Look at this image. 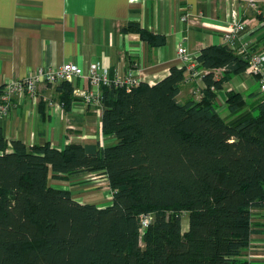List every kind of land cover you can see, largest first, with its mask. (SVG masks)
Masks as SVG:
<instances>
[{
	"label": "trees",
	"instance_id": "16d2710c",
	"mask_svg": "<svg viewBox=\"0 0 264 264\" xmlns=\"http://www.w3.org/2000/svg\"><path fill=\"white\" fill-rule=\"evenodd\" d=\"M123 32L150 47L166 44L138 23ZM253 53L204 48L196 57L200 100H178L184 65L153 86L103 88L101 130L112 142L58 149L0 133V264H238L255 232L254 211L264 208V94L248 103L227 92L232 121L221 116L217 95L246 73ZM58 85L68 111L73 86ZM89 174L107 178L111 205L82 204L51 186Z\"/></svg>",
	"mask_w": 264,
	"mask_h": 264
},
{
	"label": "crops",
	"instance_id": "0c3cea01",
	"mask_svg": "<svg viewBox=\"0 0 264 264\" xmlns=\"http://www.w3.org/2000/svg\"><path fill=\"white\" fill-rule=\"evenodd\" d=\"M259 7L260 13L248 2L235 0H0V86L24 79L37 68L67 63L85 71L99 63L122 77L133 72L136 79L153 86L167 77L172 67L182 65L178 56L181 44L195 62L204 48L228 45L224 33L233 21V11L245 24L234 48L238 51L246 46L251 52L264 53V0ZM187 14L191 15L189 21L182 22ZM130 23L164 36L166 44L150 47L138 34L123 32ZM58 86L41 83L35 98L29 94L14 98L9 116L0 126L8 142L20 140L28 146L50 143L58 149L70 143L112 142L103 136L102 112L74 94L70 109L65 110ZM72 86L92 89L86 81L76 80ZM204 87L201 79L186 81L179 102L200 100ZM229 91H238L248 103L254 102L251 95L260 93L259 81L246 73L232 78L218 92L219 108L225 107ZM234 118L230 115L227 119ZM83 176L52 180L51 185L65 186L63 190H70L74 197L75 189L89 186L79 181L85 180ZM252 227L255 232L250 246L238 264H264V208L254 211ZM187 229L188 225L183 227V231Z\"/></svg>",
	"mask_w": 264,
	"mask_h": 264
},
{
	"label": "built area",
	"instance_id": "2783aa9c",
	"mask_svg": "<svg viewBox=\"0 0 264 264\" xmlns=\"http://www.w3.org/2000/svg\"><path fill=\"white\" fill-rule=\"evenodd\" d=\"M235 1H246L251 9L260 13L259 2L261 0ZM190 17L191 15L187 14L181 20L182 22H188ZM244 30L245 24L239 17V13L233 11V21L224 33L225 43L234 48L233 43ZM247 50V47L244 46L238 52L241 55H246ZM178 56L182 65L187 68V81L191 82L195 79H201L202 73L197 71V63L192 60L184 43L178 48ZM246 74L258 79L260 92L264 94V53H253L250 55L249 67ZM76 80L88 82L92 89L89 90L75 86L73 87V94L76 97H80L86 105L97 107L100 112L103 88H125L129 90L141 83V81L134 77L133 72H129L126 77H122L117 70L110 71L103 68L99 63L90 65L88 71L72 63L50 69L37 68L26 78L14 80L4 85L3 93L0 97V126L2 121L9 116L15 97L21 94H29L32 98H35L37 96V87L41 83L54 86L63 82L74 84ZM212 90H215V88L213 87ZM150 220L151 217L149 215L144 216L143 226L146 227L150 223Z\"/></svg>",
	"mask_w": 264,
	"mask_h": 264
},
{
	"label": "rangeland",
	"instance_id": "374dc122",
	"mask_svg": "<svg viewBox=\"0 0 264 264\" xmlns=\"http://www.w3.org/2000/svg\"><path fill=\"white\" fill-rule=\"evenodd\" d=\"M259 88V86H256V90ZM91 106V105H88ZM94 107V106H92ZM98 109L97 107H94ZM219 112L221 116L228 120V116L231 114L228 112L226 107L219 108ZM231 119V118H230ZM230 121V120H228ZM102 141V139H101ZM105 142V141H104ZM83 179L84 181L79 180L80 182H85L89 184L88 187L85 188H77L75 189L74 193V199H76L77 202L82 203V204H95L97 206L101 207H107L111 205L112 203V192L109 187V183L106 180L105 177L103 176H98V175H84ZM83 184V183H82ZM56 189H67L65 186H60L57 184L51 185ZM78 186V185H76ZM188 225V217L184 216L183 218V227Z\"/></svg>",
	"mask_w": 264,
	"mask_h": 264
}]
</instances>
